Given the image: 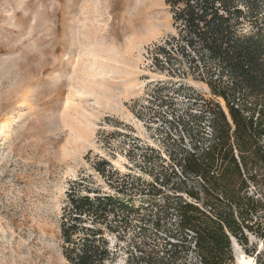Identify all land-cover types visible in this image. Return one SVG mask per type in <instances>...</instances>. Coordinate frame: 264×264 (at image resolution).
<instances>
[{"label":"rangeland","instance_id":"obj_1","mask_svg":"<svg viewBox=\"0 0 264 264\" xmlns=\"http://www.w3.org/2000/svg\"><path fill=\"white\" fill-rule=\"evenodd\" d=\"M175 34L165 0H0V264H66L62 216L75 181L117 195L96 172L100 161L151 182L157 154L170 165L189 146L211 97L182 67L157 60ZM161 83L170 87L164 104L152 105ZM261 175L251 194L264 193ZM137 227L123 242L110 238L117 264ZM247 238L241 251L264 264L262 239Z\"/></svg>","mask_w":264,"mask_h":264},{"label":"trees","instance_id":"obj_2","mask_svg":"<svg viewBox=\"0 0 264 264\" xmlns=\"http://www.w3.org/2000/svg\"><path fill=\"white\" fill-rule=\"evenodd\" d=\"M165 3L176 34L157 46V60L182 67L211 98L189 146L170 165L154 157L151 182L102 160L95 170L117 195L73 183L61 226L66 264H117L121 247L110 238L123 242L134 222L139 240L126 264H233L232 238L247 246L248 232L264 243V193L250 192L264 171V0ZM169 88L158 84L149 103L162 106Z\"/></svg>","mask_w":264,"mask_h":264},{"label":"bare ground","instance_id":"obj_3","mask_svg":"<svg viewBox=\"0 0 264 264\" xmlns=\"http://www.w3.org/2000/svg\"><path fill=\"white\" fill-rule=\"evenodd\" d=\"M93 56L99 58L100 56L98 54H94ZM96 58V59H97ZM233 245H234V256L237 260L238 264H255V260L252 257H248L246 256L240 249V246L238 245V243L233 240Z\"/></svg>","mask_w":264,"mask_h":264},{"label":"water","instance_id":"obj_4","mask_svg":"<svg viewBox=\"0 0 264 264\" xmlns=\"http://www.w3.org/2000/svg\"><path fill=\"white\" fill-rule=\"evenodd\" d=\"M233 240H235L234 238H232V252L234 253V245H233ZM236 241V240H235Z\"/></svg>","mask_w":264,"mask_h":264}]
</instances>
